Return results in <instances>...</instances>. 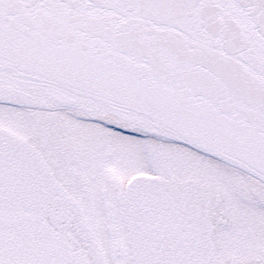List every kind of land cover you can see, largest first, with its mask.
<instances>
[{
	"label": "snow or ice",
	"instance_id": "1",
	"mask_svg": "<svg viewBox=\"0 0 264 264\" xmlns=\"http://www.w3.org/2000/svg\"><path fill=\"white\" fill-rule=\"evenodd\" d=\"M0 264H264V0H0Z\"/></svg>",
	"mask_w": 264,
	"mask_h": 264
}]
</instances>
